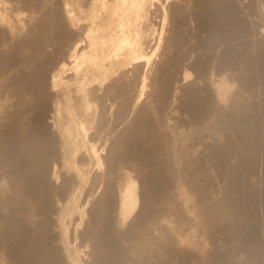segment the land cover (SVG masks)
Here are the masks:
<instances>
[{
    "label": "bare ground",
    "instance_id": "1",
    "mask_svg": "<svg viewBox=\"0 0 264 264\" xmlns=\"http://www.w3.org/2000/svg\"><path fill=\"white\" fill-rule=\"evenodd\" d=\"M171 1L0 0V256L6 255L4 264H166V259L172 264H196L199 252L213 263L235 264L238 256H231L239 253L229 250L235 244L227 248L226 240L211 239L214 233L244 235L233 237L241 242L244 253L257 248L256 196L247 186L243 189L250 210L244 212L247 208L238 205V196L228 194L240 188L239 173L234 170L232 175L228 168L230 153L241 156L236 162L243 161L247 142L254 147L252 151L256 148V126L262 123L264 128V121L249 106L256 89L264 87V28L259 29L262 36L255 34V23L264 21V0L241 4L236 0H181L180 4L176 1L173 17L175 1ZM191 6L197 9L192 12ZM155 10L163 16H154ZM187 12L198 20L195 27L199 25L209 35L206 39L194 35L199 46L194 56L185 50L184 43L189 42L184 40L183 48L179 35L181 30L182 34L192 29H183L188 24ZM156 16L163 20L161 33L154 27L153 17L156 22L161 19ZM170 16L173 25L167 26L165 20ZM164 24L169 32L177 30L168 34L173 38L170 46L179 53L168 50V54L163 45L164 55L168 54L162 58L163 75L152 81L150 77L149 83L147 67L162 46ZM189 57L192 60L177 83L190 74L195 78L178 85L182 96L176 112L181 109V118L198 132L207 150L192 155L183 152L186 144L178 148L179 142L174 141L182 122L173 130L167 120L173 112L168 118L165 115L177 100L174 92L169 93L166 80ZM146 68L149 74L137 82V71ZM132 72L138 75L135 82L129 78L136 75ZM140 82L134 93L133 83ZM147 86L152 89L145 90ZM144 95L148 98L142 101ZM228 131H242L244 144H237ZM255 161L250 163L251 171ZM208 164L222 177L225 193L221 197H215L214 187L199 181L198 175L208 174H198ZM88 184L87 195L100 192L93 202L80 197ZM72 196L76 204L69 213L76 211L73 220L77 221L73 229L66 216ZM184 196L186 202L195 200L191 212L207 225L202 238L192 229V237L191 233L183 236L172 220L171 207L178 197L185 201ZM240 214L247 219L245 226L237 224ZM124 240L132 242L127 246L129 262L122 252ZM88 250L91 262L84 261L87 255L83 257ZM250 257L252 264L255 256L253 261Z\"/></svg>",
    "mask_w": 264,
    "mask_h": 264
},
{
    "label": "rangeland",
    "instance_id": "2",
    "mask_svg": "<svg viewBox=\"0 0 264 264\" xmlns=\"http://www.w3.org/2000/svg\"><path fill=\"white\" fill-rule=\"evenodd\" d=\"M174 1H175V2H174ZM174 1H171V3H173V2L176 3V1H178V4H180V2H181V0H174ZM242 1H245V0H236L235 2L238 3V4H241ZM174 3L172 4L173 7H172V5L170 6V7H172V9H171V12H172V13H171V16H172V17H173L174 11H175L174 9L177 7V3H176V4H174ZM165 4H167V3H165ZM168 4H169V2H168ZM166 6H167V5H166ZM168 6H169V5H168ZM174 7H175V8H174ZM192 8H193L194 10H192ZM195 8H196V7L191 6L190 11H192V12L195 11V10L197 9V8H196V9H195ZM159 12H160L159 10H158L157 12H156V10H155L154 16H155V15H158V16H159V14H160ZM192 12H187V13H188V15L186 16V17H187V20L185 21V22H188V24H191L192 26L188 25L187 23H186V25H185V23H184V28H183V29L186 30V28H188V26H189V27H191L193 30L191 29V30H192V31H191V30L188 28V30H189L190 32H189V31H188V32L186 31L188 34H190L189 37L187 36L188 34H187L185 31H184V33L181 34V32H183L182 30L180 31V34H179V35H180L182 38H183L184 36H185V38H186V39H183V40H182V38H181L182 45H183V43H184V40L187 41V43H188V42H189V43H190V42L192 43V44H189V43H188V44H189V45H188V44H185V43H186V42H185L184 45H186L187 48L189 47V49H187L186 46H184V45H183V48H184V49L186 48L185 50H187V51H188V50H191V51H189V52L192 53V54H191L192 56H194V55L196 54V52H195V54H194V51L198 50V48H199V46L197 45L198 43H196V42H197L196 39H194V35L196 36L197 34H198V35L200 34V37L205 38V39H206V37L209 36V35H208V33L205 32V31H204V32H205V33H204V32L202 31L203 29H200V28H199V25H197L198 27H197V26L195 27V23H194V22L196 21V23L198 24V22H197L198 20H197L194 16L191 17V13H192ZM156 13H157V14H156ZM161 13H162V12H161ZM162 14H163V13H162ZM189 15H190V16H189ZM158 16H156V17H157V20H158L159 18H161V19H160L161 22H160V21H157V22H159V23H157L156 21H154L155 19H154V17H153V23H154V22L157 23V24L154 23V27L157 29V32L159 31L158 33H161L160 29H162L161 26H162V24H163V20H162V17H158ZM160 16H163V15L160 14ZM171 16L168 17V18L171 19V18H172ZM190 17H191V18H190ZM189 18H190L191 20H190ZM170 19H168V20H170ZM185 19H186V18H185ZM194 19H196V20H194ZM168 20H167V18H166V20H165V24L168 23L167 26H168V25L172 26V25H173V20L171 19V21H170V22H172V24L169 23ZM189 20H190V22H193V23H189ZM257 23H259V24L257 25ZM159 24H160V25H159ZM165 24H164V26H165ZM193 24H194V25H193ZM157 25H158V28H157ZM159 26H160V27H159ZM167 26H165V28H163V29H165L166 31H165V30L162 31V39H161L162 41H160V44H159V46H160V45H162V46L160 47V49H157V51H156L157 54H156V52H155V55H154L155 58H154V56H153L154 59H152V65L150 64V66L147 67V68H149L151 71H150L149 69H147V68H146L147 70L145 69L146 71L142 69V70H141L142 73H141L140 71H137V74L139 75L140 78L137 77L138 75H137L135 72H132V73H135L136 75L133 76V74L131 73L132 75H131V74H130V75H131L132 77H131V76L129 77L131 80H133V78L135 79V77H137L135 80L137 81V80L139 79L138 81H141V79L143 80V78H141V77L147 76V75H145V73H146V74L151 73V74L148 75L149 77H148V76L145 77L146 80H147V82L150 81V77H151V81H152V79H154L155 77L158 78L159 76H162V75H163V71H164V69H162V71L160 70V68H163V65H162V64H163V61H164V60H163L162 58L165 59L166 57H168V54H169V51H170V50H173V52H177V50H175L176 48L173 47L174 45H173V46H170L171 44H173V43H172L173 38H170V37H172V36L169 37V34H168V33H170V32H171L172 34H173V33L176 34L175 32H177V30L174 31L173 28L171 27L172 29H169V30H172V31L169 32L168 29H167ZM170 26H169L168 28H170ZM185 26H186V27H185ZM193 26H194V28H193ZM256 26H257V28H256ZM259 26H260V28H259ZM261 27H262V28H261ZM263 28H264V21L260 20L259 22H256V23H255V34H256V36H258V35H259L258 33H260V32H259V29L262 30ZM257 30H258V31H257ZM173 31H174V32H173ZM194 31H195V32H194ZM197 31H199V32H197ZM200 31H201V32H200ZM256 31H257V32H256ZM164 32H165V33H164ZM196 32H197V33H196ZM178 33H179V32H178ZM193 33H194V34H193ZM195 33H196V34H195ZM201 33H203V35H202ZM186 34H187V35H186ZM260 34H261L260 36H262V33H260ZM167 35H168V37H169V38H167V40L169 39V41L164 40V39H166L165 37H166ZM191 35H192V36H191ZM201 35H202V36H201ZM205 35H207V36H205ZM173 36H174V35H173ZM186 36H187V37H186ZM203 36H204V37H203ZM256 36H255V37H256ZM260 36H258V37H260ZM190 37H193V38L191 39ZM207 38H208V37H207ZM210 38L212 39V37H209L208 40H210ZM188 39H190V41H188ZM222 39H224V37H223ZM222 39H221V40H222ZM163 40H164V44H163ZM170 40H171V42H170ZM191 40H193V41H191ZM194 40H195V41H194ZM165 41H166V43L169 45V47H167ZM169 42H170V44H169ZM193 42H195L196 47L198 46L197 48L195 47V44H194ZM193 44H194V46H193ZM163 45L167 48V50H166L165 47H164L165 49L163 48ZM191 45H192V46H191ZM172 47H173L174 49H171ZM181 47H182V46H181ZM190 47H191V49H190ZM194 47H195V50H194ZM162 48H163V51H164V52L167 51V53H168L167 56L164 55V52L162 51ZM169 48H170V49H169ZM183 48H179V47H178V50L181 52V51L183 50ZM192 48H193V49H192ZM165 50H166V51H165ZM168 50H169V51H168ZM192 50H193V51H192ZM205 50H206V49H204V50L202 49V51L207 52V54L210 53V51H209V53H208V51H205ZM161 51H162V52H161ZM189 52H187V55H188ZM171 53H172V51H171ZM178 53H179V52H177L176 54H178ZM161 55L164 56V57H161ZM187 55H186V56H187ZM186 56H185V57H186ZM159 57H160V58H159ZM159 59H160V60L162 59V60L160 61ZM153 60H154L155 62H154ZM186 60H187L188 62H187ZM186 60H185V61L183 60V61L185 62V65H184V62H183V63H182L183 66H181V68H180L181 71H180V70L177 71V69H179V68H177V66H176V68L174 69V70H176V71H174L173 74H172L173 76H171L168 80H166V86L168 85L167 87L169 88V93L172 94V92H174V93H173V94H174V97H176L177 100H176V101L174 102V104H173V105H174L173 107H175V108H172V110H171V109H170V110H167L168 112H165V115H166V117L168 118L169 115L171 116V115H172V112H173V115H174V116H173V115L171 116V117H173V118H171V120H169L170 118L167 119L168 122H169V124L171 123V124H170V128H171L172 126H174V127L171 128V129H173V130H174V129H178V128L182 125L181 128H179L178 130H179V131L182 130V131H181V134L185 136V139L187 140V142L185 141L184 136H182V135L180 134V132H179L178 130H176V131L178 132V134L176 133L177 136H174V141H175V143H176V142H177V143L179 142V144H180V145H179V144L176 143V144H177L176 147L180 148L182 144H186V145H184V147L182 146V150H183V152H186V150H187V153H190V154L192 155L193 153H198V152H201V153H202V152H204V148H205L206 146H205L204 143H201V140H200V138L198 137L199 135L197 134L198 132H193L192 130H194V129H191V128L189 129V127L187 126V125H188V122H187L186 120L182 119L184 116H183V113L180 111L181 109L179 108L180 110H179V109H178V110H179V112H180L182 115H180L178 111H177L178 113L176 112L177 108L179 107V103H180V102H179V99H180L179 95L181 94L180 90L182 91V86H178V85H180V84H181V85H184L185 83H186L185 85H187V83L189 82V80H190V81H193V79L195 78V75L190 74V75L187 77V79H186L185 81H182V82H181V81H178V83H177V80H178L179 78H182V77L184 76V72H183V71H185V68L188 67L187 64H189V61L192 60V57H189V60H188V58H187ZM158 62H159V63H158ZM160 62H161V64H160ZM154 63H155V64H154ZM186 63H187V64H186ZM183 67H184V70H183ZM148 70H149L150 72H149ZM159 70H160V71H159ZM147 71H148L149 73H148ZM189 71L192 72L190 69H189ZM138 72H139L140 74H139ZM177 72H178V73L183 72V74H178V76H177ZM143 73H144V75H143ZM152 73H153V75H152ZM174 73H176V74H174ZM142 75H143V76H142ZM150 75H151V76H150ZM174 75H175V76H174ZM179 75H180V77H179ZM181 75H183V76H181ZM174 77H175V78L177 77V78L175 79ZM129 78H127V79H129ZM172 78H173L174 80H173ZM131 80H130V81H131ZM128 81H129V80H128ZM133 81H134V80H133ZM133 81H131V82H133ZM138 81H137V82H138ZM151 81H150V82H151ZM168 81H169V82H168ZM170 81H171V82H170ZM175 81H176V83H174ZM134 82H135V81H134ZM150 82H149V83H150ZM141 83H142V82H140L139 84L136 83L137 85H136L135 83H133V85L131 84V85H132V88H133L132 91H133L134 93H136L137 90L139 89L138 86L141 87V85H142ZM149 83H148V85H149ZM167 83H168V84H167ZM192 83H194V82H192ZM134 84H135L136 86H135ZM140 84H141V85H140ZM172 84H173L174 86H173ZM195 85H197V83H195ZM150 86H151V84H150ZM150 86H149V87H148V86L145 87V90L147 89V91H150V90L152 89V88H151L152 86H151V87H150ZM136 87H137V88H136ZM170 88H171V89H170ZM177 88H178V89H177ZM136 89H137V90H136ZM236 89H237V88H236ZM236 89H235V87H233V91H234V93L237 92ZM258 89H259V91H258ZM258 89H256V92H255L254 95H252V97L250 98L251 100H249V106L255 108V111H256V112L254 111V113L256 114V116L258 115L257 118L260 116L259 119H260V120L262 119V120L264 121V119L262 118V117L264 116V106H263V105H264V102H262V101H264V87L261 86V87H259ZM134 90H135V91H134ZM176 90H178L179 92L176 91ZM235 91H236V92H235ZM262 92H263V93H262ZM179 93H180V94H179ZM146 95H147V93H146ZM146 95H144L145 97H143L144 100H142V101L147 100L146 98H148V97H146ZM256 95H257V96H256ZM180 96H182V95H180ZM177 97H179V98H177ZM257 98H258V99H257ZM252 101H253V103H252ZM250 102H251V103H250ZM260 102H261V103H260ZM250 104H251V105H250ZM262 104H263V105H262ZM259 108H260V109L263 108V109H261L262 111H260ZM169 111H170V112H169ZM174 111L177 113V115L174 113ZM258 112H259V113H258ZM166 113H167V114H166ZM170 113H171V114H170ZM132 114H133V113H132ZM132 114H131L130 116H131V117H132V116L134 117V114H133V115H132ZM184 115H185V113H184ZM262 115H263V116H262ZM176 116H178V117L176 118ZM181 116H182V118H181ZM166 117H165V119H166ZM179 118H180V119H179ZM175 120H176V121H175ZM177 120H178V121H177ZM183 120H184V121H183ZM177 122H178V123H177ZM180 122H182V124H181ZM185 122H186V123H185ZM173 123H174V125H173ZM258 123H259V122H258ZM180 124H181V125H180ZM183 124L186 125V127H188V129H187V128H186V129H187L188 131H191V132H192L191 134H188V131H186V129H185V127L183 126ZM259 124H260V126H259V125L256 126V127H257V128H256V129H257L256 132H257V135H259V137H260L261 135H262V136L260 137V140H259V137H258V136H257V138H256V141H255V142H257V143H255V144H256V148L253 149L255 152L252 151V148H254V147L251 146V143H250V142H247L248 145L246 144L245 147H246L248 150L246 149V153H245L246 156H244V158H243L244 160H243V161L236 162V159H237V158H240L241 156H240V155H237V154H235V153H230V166H231V165H232V166H231V167L229 166V168H228V169H230V171H229V170H228V171H229L231 174L234 173V170H235V172H238L239 175H240V176H239V185H240V186L238 185V187H240V188H242V189H240V188H238V187H237V188H238L237 190H236V188H234V189H235V190L233 189L234 191H233L232 189H230V190L228 191V194H231V195H232V193L234 192V194H235L236 196H238L237 199H238V198L241 199V200L238 199V200H237V203H238V205H239L243 210H245V209L247 208L244 212H249L250 210H249V208H248L249 206L246 207V205H249V204L245 203V202H246V201H245V200H246V192H244L243 189H245L246 186H247L250 190H251V189L253 190V191L251 190V192H252V194L254 195V197L256 196V198H255V200H254V201H255V202H254V206H255V209H257V210H256L257 214L259 215V217L256 218V219H258V220L256 221L257 224L255 223V226H256V228H257V232H259L258 234L256 233V236H257V237L259 236V237H258V238L255 237V239L259 241V242L256 241V242H258V244H257V248H256V249H251V250L248 249L247 251L245 250L246 252L244 253V249L242 248V246H240V245H242L241 242L238 243L239 240H237L238 237H239V235H237L238 237L235 236L237 239H234V238H235V237L233 236L234 234H232V236L228 237V235H227V236H224V235L219 234V233H214L213 236L211 237L212 240H213V238H214V240H216V238H218V237H219V238L217 239L218 241H219V240H223V241L226 240V243L228 242L227 244L225 243L227 248L230 247L228 244H230V245H231V244H235V245H233L234 248L232 247V245H231V247L229 248V250H230L231 252H234V251H235L234 253H236V252L239 253V255H238V254H234V253L231 254V255L234 254L233 256H231L232 259H234L235 257L238 256V259L236 260L235 264H236V263H237V264H243V263H244V264H250L251 262L249 263L250 260H248L249 258H247V257H250V256H251V257H250L251 260L253 259V256H255V257H254V261L252 260V261H253L252 264H254L255 262H256V264H262V263L264 264V255H263V254H264V232H263V231H264V226H263V225H264V209H263V208H264V182H263V180H264V154H263V153H264V147H263V146H264V128L262 127V126H263L262 123H259ZM179 125H180V126H179ZM261 125H262V126H261ZM175 127H176V128H175ZM182 127H183L185 130L182 129ZM258 127H259V128H258ZM259 131H260V132H259ZM186 132H187V133H186ZM230 132H231V130H230ZM230 132L228 131L227 134H229ZM262 132H263V133H262ZM184 133H186V135H185ZM193 133H194V134H193ZM195 133H196L198 136H197ZM239 133H240V134H239ZM176 134H175V135H176ZM230 134L234 136V137L232 136L233 138H232V137H230V138H232V139H234L235 141H237V144L240 145V142H241V145L244 144L245 139H243V137H242V136H243L242 131L234 132L235 135H234L233 133H230ZM178 135H180V137L182 136L181 139H180V137H179ZM191 135H192L193 137H192ZM231 135H229V136H231ZM186 136H187V137H186ZM175 137H176V138H175ZM188 137H189V138H188ZM183 139H184V140H183ZM198 139H199V140H198ZM237 139H238V140H237ZM240 139H241L243 142H242ZM257 139H258V140H257ZM176 140H177V141H176ZM179 140H180V141H179ZM221 140H222V139H221ZM221 140L219 141L220 143H222ZM224 140H225V139H223V142H224ZM182 141H184V142L182 143ZM198 141H199V142H198ZM225 141H226V140H225ZM194 142H195V143H194ZM261 142H262V143H261ZM188 143H189V144H188ZM249 143H250V144H249ZM187 144H188V145H187ZM190 144H191L192 146H193L194 144H195V145H198V147H196L195 145H194V147H192ZM201 145H204V146H201ZM257 146H258V148H257ZM185 147H187V149H186ZM188 147H189V148H188ZM199 147H200L201 149H200ZM249 147H250V149H249ZM184 148H185V149H184ZM191 148H192V149H191ZM195 148H198V149H195ZM260 148H262L261 151H260ZM188 149H189V150L191 149V150L189 151ZM193 149L196 150V152H195ZM192 150H193L194 152H193ZM197 150H198V151H197ZM205 150H206V148H205ZM262 150H263V151H262ZM188 151H189V152H188ZM206 151H207V150H206ZM249 152H250V153H249ZM251 153H252L253 155H252ZM261 153H262V154H261ZM248 154H249V155H248ZM250 154H251L252 156H250ZM259 155H260V156H259ZM233 156H234L235 158H234ZM247 156H248L250 159H249ZM257 156H258V157H257ZM251 158H253L254 160H256V161H255V165H254V167H253L254 169L252 168V171H251V169H250V163H251L252 161H254V160H253V159L251 160ZM234 159H235V160H234ZM248 159H249V160H248ZM260 159H262V161H261ZM231 160H234V162H233L234 164L231 163V162H232ZM247 160H248V161H247ZM250 160H251V162H250ZM245 161H246V162H245ZM259 161H261V162H259ZM247 162H248V164H247ZM241 163H242V164H241ZM239 164H240V165H239ZM260 164H261V165H260ZM208 165H211V164H208ZM208 165H207V167H206V169H207L208 171L204 168L203 170H201V171L198 173V174L202 173V175H205V173H208V174L205 175V176L198 175V177H199V181H200L204 186H212V187H214L215 189H213V188H212V189L215 191V197H216V198H218L219 196L221 197L222 195H224L223 193H225V191H224V189H223V188H224V183H223V181L221 180L222 177H220L219 174L217 173V168H216L215 166L211 165V166L213 167V169H212V167H210V166H209L210 168H208ZM234 165H235V166H234ZM236 166H237V167H236ZM259 166H260V167H259ZM214 167H215V168H214ZM233 167H234L235 169H232ZM244 168H246V169H244ZM256 168H257L258 170H257ZM209 169H210L211 171H210ZM214 169H216V172H215ZM213 170H214V171H213ZM231 170H232L233 172H231ZM243 170H244V171H243ZM255 170H256V171H255ZM206 171H207V172H206ZM209 171H210L211 173H213L214 176H213L212 174H210ZM257 171H258V173H257ZM260 171H262V172H260ZM203 172H204V174H203ZM246 172H247L248 174H247ZM249 172H251V173L249 174ZM94 173H95V171H94ZM215 173H216V174H215ZM240 173H241V174H240ZM253 173H254V174H253ZM133 174L135 175V173H133ZM228 174H229V173H228ZM231 174H229V176H232V175H233V174H232V175H231ZM244 174H245V175H244ZM255 174H256V175H255ZM250 175H252V176H250ZM200 176H201V177H200ZM208 177H209V178H208ZM243 177H244V178H243ZM246 177H247V178H246ZM262 177H263V178H262ZM210 178H211V179H210ZM250 178H251V179H250ZM201 179H202V180H201ZM216 179H217V180H216ZM244 179H245V180H244ZM218 180H219V181H218ZM220 180H221V181H220ZM248 180H249L250 182H249ZM251 180H252V182H251ZM208 181H209V182H208ZM213 181H214V182H213ZM241 181H242V182H241ZM246 181H247L249 184H248ZM261 181H262V182H261ZM216 182H218V183H216ZM215 183H216V184H215ZM253 183H254V184H253ZM213 184L216 185V186H218V187L220 186V188H218V187L216 188V186H213ZM219 184H220V185H219ZM221 184H222L223 186H221ZM244 184H245V187L243 188ZM250 184H251V185H250ZM248 185H249V186H248ZM86 186H88V187H86ZM86 186H84V189H83V190L87 191L88 193L82 191V189H81V192H83L82 194H80V195H81V196H80V197H81V200H83V197H84V199H86V198H87V199L90 198L91 201L93 202L94 200H96V199L98 198L100 192L98 191V192H99V193H98L97 191H96V192L94 191V193H93L92 196H91V195H87V194L90 193V192H89L90 190L88 189V188H89V184L86 185ZM252 186H253V187H252ZM254 186H255V187H254ZM82 188H83V187H82ZM221 188H222V191H221ZM258 189H259V190H258ZM240 190H241V191H240ZM216 191H217V192H216ZM257 192H258V193H257ZM242 193H245V194H242ZM85 194H86V195H85ZM217 194H219V195H217ZM220 194H221V195H220ZM238 194H240V196H239ZM262 194H263V195H262ZM83 195H84V196H83ZM86 196H87V197H86ZM90 196H91V197H90ZM184 197H185V196H184ZM190 197H191V196H190ZM68 198H69V197L67 196V199H68ZM73 198H74V197L72 196V197H70L69 201H67V205H68V207H67V211H68V213L66 214V216H67L68 214L70 215V216H69V215L67 216V217H69V218H67V221H68V223H70V222L72 223V224L70 223V227H71V229L74 228V226H75L74 224H75V222H77V221L73 220V219L76 218V216H75V215H76V211H74V212H75L74 214H73V213H72V214L69 213V209H71L70 207L75 206V204H76V203H75V202H76V199H73ZM193 198H195L194 195H193ZM242 198H243L244 200H242ZM261 199H262V200H261ZM191 200H192V201H191ZM193 201H195V200L191 198V199H189V200L186 202V197H185V201H184V198H180V197H178V198H177V202H176L175 204L172 205L173 207H171V211H172V213H173V215H171V216L173 217L172 220L175 222L177 228H178L179 230H182V231H181V234L183 233V234H182L183 236H189V235H190V236L192 237V233H191V231H190V230L192 229V231L194 230L193 232H195V233L197 234L198 237H199V235H200L199 238H202V234L204 233V232H203V229H204L207 225L205 224L206 226H204L203 222L199 220L200 218H199V217H196V218H195V217H194L195 215H193V212H191V209H192L193 207H196V205H195L196 202L193 203ZM244 201H245V202H244ZM256 201H257V202H256ZM92 202H91V203H92ZM260 203H261V204H260ZM181 204H182V205H181ZM184 204H185V205H184ZM88 207H89L88 209H90L91 205L88 206ZM190 207H191V208H190ZM259 207H261V208H259ZM241 208H240V212H243ZM261 209H262V210H261ZM248 210H249V211H248ZM262 211H263V212H262ZM189 213H191V214H189ZM261 213H262V214H261ZM261 216H262V217H261ZM70 217H72V218H70ZM241 218H242V219H241ZM245 218H246V217H245L244 215L241 216V214H240L239 219H238V221H237V224H238L239 226H245V223L247 222V219H245ZM259 218H260V220H259ZM70 219H71V220H70ZM241 220H242V221L244 220V221L242 222ZM245 220H246V221H245ZM72 221H73V222H72ZM239 221H240V222H239ZM174 222H173V223H174ZM239 223H240V224H239ZM202 224H203V225H202ZM193 226H194V227H193ZM257 226H258V227H257ZM262 226H263V228H262ZM192 227H193L194 229H193ZM124 229H125V228H124ZM124 229H123V230H124ZM188 230H189V231H188ZM195 230H196V231H195ZM262 230H263V231H262ZM197 231H198V232H197ZM72 233H73V232H72ZM184 233H186L187 235L184 234ZM188 233H191V234L188 235ZM77 234H78V239H77L78 241H77V244H79V243L81 242V239H80V236H79L80 234H79V233H77ZM217 234H218V235H217ZM214 235H215V236L217 235V236L215 237ZM243 236H244V235H243ZM243 236L240 235L241 238H243ZM73 237H74V234L72 235V240L75 241V237H74V238H73ZM220 237H221V238L223 237V239H220ZM225 237H226V238H225ZM227 237H228V238H227ZM233 237H234V238H233ZM240 237H239V238H240ZM230 238H233V239H232L233 242H234V241H236V242L233 243L232 240H231ZM79 239H80V241H79ZM207 239H208V241L210 240L208 236H207ZM230 240H231V241H230ZM124 241H125L124 243H121V247H122V249L124 248L126 251H123V250H124V249H123L122 252L125 253V254L127 255V256H126V255L124 254V256H126V258H124V260L126 259L125 261H126V262H129L130 259H131V257H130V255H128V254H129V251H128V247H127V246H128L129 244L131 245L132 242L129 241V242H130V243H129L127 240H124ZM261 241H262V242H261ZM127 243H128V244H127ZM126 244H127V245H126ZM237 244H238V245H237ZM261 244H262V245H261ZM208 245H210L211 247H214V245L212 246L210 243H209ZM236 245H237V246H236ZM215 246H216V247H214V248H216L217 250H219V251L223 250V248H217V245H215ZM235 246H236V247H235ZM239 247H240L242 250H241V249L239 250ZM235 248H236V249H235ZM231 249H232V250H231ZM237 250H238V251H237ZM242 251H243V252H242ZM252 251H253V252H252ZM85 252H86V251H85ZM240 252H241V253H240ZM250 252H251V253H250ZM242 253H243V254H242ZM252 253H253V254H252ZM254 253H255V254H254ZM204 254H205V253H204ZM240 254H241V255H240ZM246 254H247V255H246ZM249 254H250V255H249ZM251 254H252V255H251ZM86 255H87V256H86ZM89 255H90V256H89ZM201 255H203V252H199V263L197 262L196 264H207V263H208V260H209V263H208V264H216V263H213L212 260L210 261V259L204 258L203 256H202V257H203V258H202ZM236 255H237V256H236ZM85 256H86V258H85ZM88 256H89V259H88ZM256 256H257V257H256ZM4 257H6V255H5V256H4V255H1V256H0V260H1L0 263H1V264H4V263H5L6 258H4ZM83 257L85 258L84 261H87V262H91V261H93V257H91V254L89 253V250L86 252V254L84 253ZM258 257H259V258H258ZM3 258H4L5 260H4ZM239 258H241V259H239ZM244 258H246V259H244ZM261 258H262V259H261ZM127 259H129V260H127ZM204 259L206 260V262H205ZM235 259H236V258H235ZM259 259H260V260H259ZM239 260H240L241 262H240ZM242 260H243V262H242ZM258 260H259V261H258ZM245 261H246L247 263H246ZM168 262H170V263H168ZM210 262H212V263H210ZM239 262H240V263H239ZM166 264H172V262H171L169 259H168V260L166 259Z\"/></svg>",
    "mask_w": 264,
    "mask_h": 264
}]
</instances>
